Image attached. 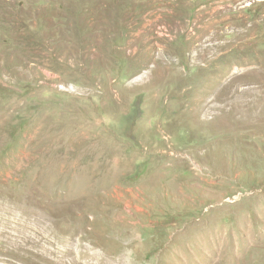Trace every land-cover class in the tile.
Listing matches in <instances>:
<instances>
[{
    "label": "rangeland",
    "instance_id": "obj_1",
    "mask_svg": "<svg viewBox=\"0 0 264 264\" xmlns=\"http://www.w3.org/2000/svg\"><path fill=\"white\" fill-rule=\"evenodd\" d=\"M69 262L264 264V0H0V264Z\"/></svg>",
    "mask_w": 264,
    "mask_h": 264
},
{
    "label": "bare ground",
    "instance_id": "obj_2",
    "mask_svg": "<svg viewBox=\"0 0 264 264\" xmlns=\"http://www.w3.org/2000/svg\"><path fill=\"white\" fill-rule=\"evenodd\" d=\"M66 244L69 245V243H67V242H66ZM69 250H70V249H69ZM69 250L67 249V254H68V253L70 254V251H69ZM71 250H72V249H71ZM60 254H61V253H60ZM69 254H68V255H69ZM74 257H75V256H74ZM64 261H66V260H64ZM72 261H73V260H72ZM75 262H76V261H75ZM71 263H74V262H71ZM69 264H70V262H69Z\"/></svg>",
    "mask_w": 264,
    "mask_h": 264
}]
</instances>
